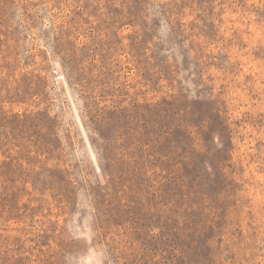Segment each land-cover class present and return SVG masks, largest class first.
I'll use <instances>...</instances> for the list:
<instances>
[{
  "label": "rangeland",
  "instance_id": "rangeland-1",
  "mask_svg": "<svg viewBox=\"0 0 264 264\" xmlns=\"http://www.w3.org/2000/svg\"><path fill=\"white\" fill-rule=\"evenodd\" d=\"M0 264H264V0H0Z\"/></svg>",
  "mask_w": 264,
  "mask_h": 264
},
{
  "label": "built area",
  "instance_id": "built-area-1",
  "mask_svg": "<svg viewBox=\"0 0 264 264\" xmlns=\"http://www.w3.org/2000/svg\"><path fill=\"white\" fill-rule=\"evenodd\" d=\"M55 76L57 77V73H55Z\"/></svg>",
  "mask_w": 264,
  "mask_h": 264
}]
</instances>
